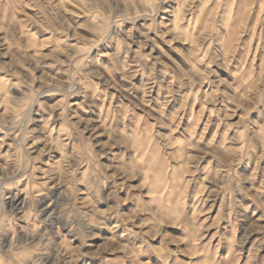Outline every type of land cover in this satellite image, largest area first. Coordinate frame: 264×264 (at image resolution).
I'll return each mask as SVG.
<instances>
[{"label":"rangeland","instance_id":"374dc122","mask_svg":"<svg viewBox=\"0 0 264 264\" xmlns=\"http://www.w3.org/2000/svg\"><path fill=\"white\" fill-rule=\"evenodd\" d=\"M0 264H264V0H0Z\"/></svg>","mask_w":264,"mask_h":264}]
</instances>
